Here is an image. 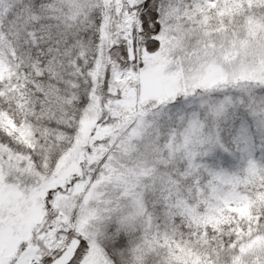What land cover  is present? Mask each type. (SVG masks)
Masks as SVG:
<instances>
[{
    "label": "snow or ice",
    "instance_id": "6c2138e0",
    "mask_svg": "<svg viewBox=\"0 0 264 264\" xmlns=\"http://www.w3.org/2000/svg\"><path fill=\"white\" fill-rule=\"evenodd\" d=\"M219 7L0 0V264H181L175 244L199 256L191 264H264V245L242 247L264 240V201L203 236L191 219L232 191L264 193V160L240 147L236 123L249 117L264 150V70L248 74L264 66V38L246 35L247 22L264 25V0H238L231 19ZM222 36L248 52L223 59ZM157 54L178 75L153 89ZM213 58L223 78L198 82ZM228 144L234 170L205 159L234 154Z\"/></svg>",
    "mask_w": 264,
    "mask_h": 264
},
{
    "label": "trees",
    "instance_id": "16d2710c",
    "mask_svg": "<svg viewBox=\"0 0 264 264\" xmlns=\"http://www.w3.org/2000/svg\"><path fill=\"white\" fill-rule=\"evenodd\" d=\"M217 0H210V5L215 6ZM220 7L217 9L215 15L217 19L222 16H227L231 19L232 15L237 11L238 7V0H219ZM205 22H207V18H205ZM220 30L224 28V25H220ZM4 119L8 122L10 128H14V125L11 124L8 117H4ZM236 123L241 124L243 126V132L240 137V147H250L253 149L252 155L258 160H264V150L261 148V139L260 135L255 131L253 122L249 117L244 114H238L236 118ZM18 135L21 139H26L30 132L27 128H21L18 130ZM227 147L231 149L232 152L240 155V152L235 149V147L231 144H228ZM228 152L223 151L220 148H217L210 156L206 157L205 159L214 166H218L228 170L231 167V164L228 160ZM234 162H232L233 164ZM259 177H257V180ZM242 186H243V182ZM248 184H251V180H247ZM237 192L238 195H241L244 199L243 209L239 210L233 206H225L220 202L218 205H206L205 211L201 213H196L194 216L191 217L193 225L201 228V234L203 236V229L205 226L210 228H214L217 230L221 229L222 225H228L230 223H235L238 220L247 221L250 217V209L253 207L257 202L264 201V193H256L255 198L249 197L244 192ZM234 214V215H233ZM228 231H235L237 233L242 232L247 235V229H240L238 226L234 229L230 228ZM259 237H254L253 239H257ZM252 239V240H253ZM250 240V241H252ZM202 243H207V241L202 240ZM249 242V241H248ZM247 242V243H248ZM175 249V258L184 264L187 260L189 264L191 261L199 259V256L193 252L191 248H187L180 244L173 245Z\"/></svg>",
    "mask_w": 264,
    "mask_h": 264
},
{
    "label": "rangeland",
    "instance_id": "374dc122",
    "mask_svg": "<svg viewBox=\"0 0 264 264\" xmlns=\"http://www.w3.org/2000/svg\"><path fill=\"white\" fill-rule=\"evenodd\" d=\"M221 29V28H220ZM219 29V30H220ZM223 32V29L220 30ZM257 31H260L262 34V38H264V25H260L256 21H249L246 23V35H250L253 38H255ZM225 41L227 42L228 47L225 49L224 52L220 53L223 59L228 60L235 58L237 54H246L250 48V41L247 39H240V40H233L228 37H223L221 39L220 47H224ZM153 63H152V76L150 81L148 82V86L151 88L155 89L158 88L159 85L166 81V80H171L172 82H175L176 75L178 73H173L166 71V68L168 66V59L160 54H157L156 56L151 58ZM264 70V66H261L260 68L257 69H252L248 74H251L252 72H258ZM224 69L220 66V64L216 63L215 59L209 60L204 66H203V71H198L196 73L198 82L201 83H212L218 79H222L224 76ZM125 107L128 108L129 111H131L132 108V100L129 99ZM6 121V120H5ZM7 122V121H6ZM94 121H89L88 124L89 126L91 123ZM85 135L87 133L85 132ZM217 150L214 149L213 152ZM234 153V152H233ZM228 155V160L231 164V167H233V170L238 166L239 161H240V155L238 156L237 154H229ZM232 162H234L232 164ZM228 170H231L228 168ZM64 174H67V170L65 171ZM3 199H7V196L0 197ZM220 202L224 204L225 206H233L239 210L243 209L244 205V199L241 195H238L237 192L232 191L227 194L226 197L220 198ZM39 210L35 207L30 209V216L29 220L34 221L39 219ZM264 245V240H261L260 238L253 239L252 241H249L242 247L245 250H252L257 246Z\"/></svg>",
    "mask_w": 264,
    "mask_h": 264
}]
</instances>
